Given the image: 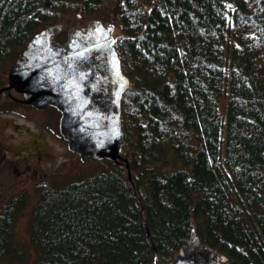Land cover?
Masks as SVG:
<instances>
[{"label":"trees","instance_id":"trees-1","mask_svg":"<svg viewBox=\"0 0 264 264\" xmlns=\"http://www.w3.org/2000/svg\"><path fill=\"white\" fill-rule=\"evenodd\" d=\"M104 1L0 0V63ZM113 1L129 169L105 160L35 187L32 264H171L193 228L238 264H264V0ZM28 201L14 195L0 210V264L29 257L16 235Z\"/></svg>","mask_w":264,"mask_h":264},{"label":"water","instance_id":"water-1","mask_svg":"<svg viewBox=\"0 0 264 264\" xmlns=\"http://www.w3.org/2000/svg\"><path fill=\"white\" fill-rule=\"evenodd\" d=\"M62 30L56 23L32 35L7 72L0 100L3 92L11 96L15 90L22 105L55 107L61 114L59 131L81 161L111 160L129 169L120 148L121 102L130 80L115 48V28L91 20L85 28L69 27L63 43L56 40ZM171 264L238 263L203 243L193 228Z\"/></svg>","mask_w":264,"mask_h":264},{"label":"rangeland","instance_id":"rangeland-1","mask_svg":"<svg viewBox=\"0 0 264 264\" xmlns=\"http://www.w3.org/2000/svg\"><path fill=\"white\" fill-rule=\"evenodd\" d=\"M113 10L114 1L105 0L98 12L90 15L70 13L59 23L63 28L62 32L67 34V29L71 26L85 28L91 20L98 19L104 25L115 28L116 38L121 33V27ZM57 36V41L65 42V38L58 40ZM15 60L0 63V88L7 83V72ZM14 92L18 99H22V95L15 90ZM7 96L9 99H6ZM7 96L3 97L0 106V210L12 196L24 192L29 195L28 204L16 225L18 240L29 247L26 227L36 203L34 188L44 183L63 185L80 180L104 169L107 164L95 159L83 162L69 150L67 141L59 131L61 114L58 109L52 106L37 109L15 103L8 94ZM34 152L38 154V158L32 160L30 153ZM27 158L32 167L30 169L24 168L27 162L24 160ZM34 257L35 252L29 247V257L24 264H32Z\"/></svg>","mask_w":264,"mask_h":264},{"label":"flooded vegetation","instance_id":"flooded-vegetation-1","mask_svg":"<svg viewBox=\"0 0 264 264\" xmlns=\"http://www.w3.org/2000/svg\"><path fill=\"white\" fill-rule=\"evenodd\" d=\"M10 97H11V100H12L13 102L18 103V101H17L18 97L15 96V92H14V90L11 91V96H10ZM21 97H22V96H21ZM19 104H20V103H19ZM35 144L37 145V142H35ZM30 154H31V156L33 157L32 160H35V159L38 158V154H37V153L34 152V153H30ZM34 158H35V159H34ZM28 160H29V158H27V160H26V159L24 160V161H27V162H25V164H24V165H25V166H24L25 169H30V168H32V167H31V164L29 163ZM14 166H15V165H14ZM16 168H17V167H16ZM23 171H24V169L21 170V172H23Z\"/></svg>","mask_w":264,"mask_h":264}]
</instances>
